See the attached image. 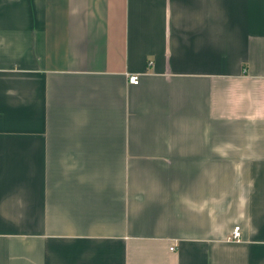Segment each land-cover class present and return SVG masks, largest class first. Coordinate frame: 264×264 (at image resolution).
I'll use <instances>...</instances> for the list:
<instances>
[{
    "label": "crops",
    "instance_id": "1",
    "mask_svg": "<svg viewBox=\"0 0 264 264\" xmlns=\"http://www.w3.org/2000/svg\"><path fill=\"white\" fill-rule=\"evenodd\" d=\"M0 264H264V0H0Z\"/></svg>",
    "mask_w": 264,
    "mask_h": 264
},
{
    "label": "built area",
    "instance_id": "2",
    "mask_svg": "<svg viewBox=\"0 0 264 264\" xmlns=\"http://www.w3.org/2000/svg\"><path fill=\"white\" fill-rule=\"evenodd\" d=\"M129 82L133 83V84H138L140 82V75L138 74H131L129 76ZM241 227L240 226H236L233 229V232L230 236V240H240L241 239Z\"/></svg>",
    "mask_w": 264,
    "mask_h": 264
}]
</instances>
